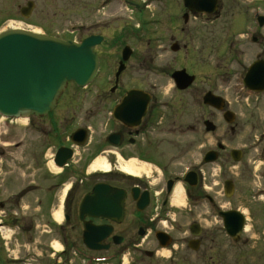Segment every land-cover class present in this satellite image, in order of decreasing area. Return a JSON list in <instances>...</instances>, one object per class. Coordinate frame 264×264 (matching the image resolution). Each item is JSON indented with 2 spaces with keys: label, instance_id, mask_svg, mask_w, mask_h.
<instances>
[{
  "label": "flooded vegetation",
  "instance_id": "af4514ba",
  "mask_svg": "<svg viewBox=\"0 0 264 264\" xmlns=\"http://www.w3.org/2000/svg\"><path fill=\"white\" fill-rule=\"evenodd\" d=\"M125 2L133 7L134 13L143 14L139 4L133 0H124L123 4ZM178 7H170L165 17L157 16L153 22L146 21L145 15L143 23L139 24L154 26L165 21L170 32V48L166 47L165 42L159 40L152 43L151 39L144 48L140 37L135 38L140 43L139 47H131L127 43L121 46L123 38L120 37L107 43L110 31L108 22L93 18L87 25L88 34L77 38V41L91 35L103 36V41L94 50L100 57L118 58L113 84L106 86L104 93L99 95L100 100L93 102L87 111V118L93 124L78 126L71 133L60 131L62 97L71 86L78 87L73 83L68 84L55 109L41 117V121H44L41 136L42 141L46 142L41 160L47 172L52 169L51 165L57 166L54 158L59 149H64L66 153L71 150L68 164L60 173L51 175L54 187L45 190L47 194L55 196L54 189L65 188L69 182L64 208L67 218L60 232L63 233L66 250L68 248L70 264H246L243 259L246 258L245 254L238 257V245L247 246L248 238L243 240L241 236L236 240L229 236L221 218H216L214 226L206 227L202 223L207 221L206 217L202 218L207 212L206 207L210 216L216 213L220 216L221 212L217 196L206 190L204 166L210 164L206 162V156L213 152L216 159L211 164L220 166L223 160H232L237 164L247 162L252 169L250 178H254V182L255 179L264 181V167L253 172L258 167L253 164L259 162L264 166V148L255 159L251 157L253 150L245 147L234 148L224 154L227 148L220 141L213 148L205 149L206 133H217L220 115L223 113L224 120L233 124L236 114L227 108V101L219 92L204 90L196 83L200 76L193 66L183 65L168 73L174 82L168 97L156 84L139 82L127 87L121 84V77L131 59L136 58L139 66L137 75L142 77L153 70L146 62L155 60L167 51L174 56L187 55L195 33L204 30L202 23L212 24L219 18L218 10L192 11L185 6L184 0L182 6ZM109 16L112 21H121L125 25L123 17ZM261 16L264 14L252 17L247 27L246 34L251 44H248L245 65V77L251 72L260 74L259 81L251 82L252 86L259 87L264 85V23H261ZM131 31L136 35V28H131ZM126 46L131 48L132 53L128 60L123 61ZM121 61L125 68L117 76ZM211 68L208 66V69ZM179 71L194 77L186 88L181 89L173 76ZM132 90L141 91L142 94L133 101L124 102L128 106L122 107L116 114V109L123 105L124 97ZM248 91L254 103L248 120L252 127L260 126L264 124V117L259 116L264 110V91ZM216 97L223 99V108L218 107L221 103ZM206 110L209 111L208 116L205 115ZM227 112L233 115L231 122L225 118ZM48 117L53 132H49L45 123ZM78 129H85L83 145L77 143L82 139L72 137ZM236 130L233 124L231 131ZM51 147L50 156L44 149ZM233 150L240 151L236 153L240 155L239 160L233 159ZM99 156L108 165L107 169L92 167ZM130 163L135 165V174L124 171ZM230 182L235 193L237 183L234 179ZM258 184L262 185L261 182ZM244 198H247L245 203L249 207L264 203V186L254 187L250 195L245 192ZM223 244L230 248L225 255L220 252ZM226 258L230 261L225 262Z\"/></svg>",
  "mask_w": 264,
  "mask_h": 264
},
{
  "label": "rangeland",
  "instance_id": "374dc122",
  "mask_svg": "<svg viewBox=\"0 0 264 264\" xmlns=\"http://www.w3.org/2000/svg\"><path fill=\"white\" fill-rule=\"evenodd\" d=\"M28 1L35 2V8L29 18H24L20 8ZM133 1L140 5L143 14L134 13L133 7L126 5V2L123 4L124 0H0V32L20 25L24 29L44 31L61 39L81 38L88 34L87 25L96 18L108 22L110 31L107 43L120 37L123 38L121 46L127 43L131 47H139L140 43L135 38L140 37L144 48L149 39L152 43L159 40L165 42L166 47L170 48V32L165 21L154 26L139 24L143 23L145 15L148 22H153L157 16L165 17L170 7L178 9V6H182L183 0ZM144 5L147 6L143 7ZM219 5V18L212 24L202 23L203 32L206 34L195 33L187 55L174 56L167 51L155 60L146 62L153 70L146 72L142 77L140 74L137 75L139 66L136 58L131 59L127 71L121 77V84L124 87L134 86L139 82L156 84L168 97L174 86L168 73L183 65L193 66L200 76L196 83L205 88L204 90L213 89L219 92L226 99L227 108L236 114L233 124L237 130L231 131L233 124L227 123L222 113L217 119L219 121L217 133H206L205 149L213 148L220 141L227 148L224 154L234 148L245 147L253 150L251 157L255 159V156L258 158V152L264 148V124L252 127L248 120L254 103L250 100L251 96L244 86L243 79L248 60V44H251L246 34L247 27L252 22V17L264 14V0H219ZM109 14L123 17L125 25L121 21L119 23L109 19L111 18ZM131 28H136V35ZM240 32L242 34L238 35ZM116 57L106 55L100 57L101 68L94 81L86 88L71 86L62 97L60 110L62 133H71L76 127H86L92 122L87 118V111L93 102L100 100L99 95L104 93L106 86L113 84L118 63ZM208 66L212 68L208 69ZM206 70H209L208 73L203 72ZM208 114L209 111L206 110L205 115ZM259 116L264 117L263 109ZM49 122L48 117L45 123L49 132H53ZM97 122L98 120L95 121ZM42 123L44 121L35 116L19 120L0 116V223L5 226L3 234H0V260L4 262L14 260L13 264H54L57 252L64 248L61 239L58 238V235L61 236L63 233L55 228V223H61L65 217L63 213L65 194H61L63 188H55V196L47 194V191L45 193L44 190L41 194V187L45 189L54 187L52 186L54 181L49 177L50 173L41 160L43 145L46 144L41 136ZM44 151L50 155L52 147ZM253 165L258 166L253 172L264 167L259 162ZM204 168L206 190L217 196L221 209L242 207L249 217L248 229L242 234L243 240L248 238L249 243L247 246L238 245V257L241 258V255L245 254L246 258L243 259L246 264H264V203H258V210H255V205L248 207L245 203L250 196L244 198L245 192L250 195V190L260 182L263 184L261 186H264V181L259 182L255 179L254 182V178H250L252 169L247 162L237 164L232 160H223L220 166L210 163ZM239 173L241 175H238ZM232 179L237 183L236 190L231 197H227L224 193V183ZM206 211L202 218L206 217L207 221L202 223L206 227L214 226L216 218L220 219L219 216L217 213L210 216L207 207ZM58 212L61 213V220L56 217ZM56 244L61 245L60 249H56ZM229 249L223 244L220 252L225 255ZM224 260L230 261L227 258Z\"/></svg>",
  "mask_w": 264,
  "mask_h": 264
},
{
  "label": "water",
  "instance_id": "95a60500",
  "mask_svg": "<svg viewBox=\"0 0 264 264\" xmlns=\"http://www.w3.org/2000/svg\"><path fill=\"white\" fill-rule=\"evenodd\" d=\"M186 7L192 11L213 12L217 9V0H184ZM35 3L30 1L21 9L25 18L33 13ZM261 23L264 18L261 17ZM103 37L91 35L80 43L72 40H63L53 36L32 33L25 30H9L0 34V114L6 118H18L34 115L45 116L52 111L58 99L67 88L69 82L78 86H85L95 77L99 68V56L94 51V46L100 44ZM132 50L126 46L123 51V61L129 59ZM121 61L117 76L124 70ZM259 75L251 72L245 78V84L254 89H264L262 86H252L251 82L259 81ZM177 85L182 89L189 86L193 76L185 74V71L174 73ZM141 91H130L123 99V105L116 109V114L122 107H127L124 102L137 99ZM211 97V95H208ZM223 108V99L216 97ZM228 122L233 120L230 112L225 114ZM73 139H82L77 142L83 145L86 139L85 129H79L73 134ZM238 150L232 151L234 159L239 160ZM58 151L60 166H63L71 156ZM216 155L210 152L206 161H213ZM233 193L231 182L226 183V194ZM227 231L239 238L244 227V217L237 211L224 212Z\"/></svg>",
  "mask_w": 264,
  "mask_h": 264
},
{
  "label": "bare ground",
  "instance_id": "6f19581e",
  "mask_svg": "<svg viewBox=\"0 0 264 264\" xmlns=\"http://www.w3.org/2000/svg\"><path fill=\"white\" fill-rule=\"evenodd\" d=\"M17 26H20V25H17ZM52 166V165H51ZM93 168H102V169H107L108 168V165L105 163L104 159L103 158H97L94 165L92 166ZM135 165L133 163H130L128 164L125 168H124V171L128 172V173H131V174H135L137 171H136V168H134ZM54 169V168H52ZM56 172L60 173L58 170L54 169ZM60 214L61 213H57L56 217L57 219L61 220L60 219ZM61 245L60 244H56V249H60Z\"/></svg>",
  "mask_w": 264,
  "mask_h": 264
}]
</instances>
